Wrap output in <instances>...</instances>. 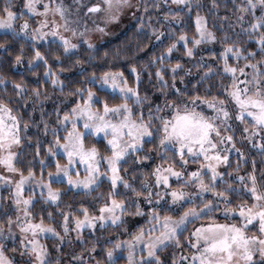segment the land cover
<instances>
[{"label": "snow or ice", "instance_id": "snow-or-ice-1", "mask_svg": "<svg viewBox=\"0 0 264 264\" xmlns=\"http://www.w3.org/2000/svg\"><path fill=\"white\" fill-rule=\"evenodd\" d=\"M212 4L218 9L216 0ZM232 4L240 27L233 32L236 39L223 26L218 37L193 0H21L19 8L3 0L0 53L11 51L10 37L19 45L12 64L25 63L27 46L28 70L43 66V74L33 72L30 86L23 76L9 81L0 73V187L10 190L7 197L0 195V264H52L45 239L57 241L59 250L74 242L69 233L84 244V229L94 234L107 227L122 228L129 238L108 239L111 247L96 238L85 249L87 257L73 259L81 264L89 259L92 264L120 259L127 264H264V168L258 173L255 158L237 147L238 141L247 142L264 157V0ZM194 7L195 34L189 35L185 17L192 19ZM125 9L141 11L140 29H148V38L154 36L163 51L140 69L130 65L132 83L123 70L109 67L69 88L61 79L60 50L66 57L82 45L95 50L91 33L99 34L97 40L109 34ZM152 13H158L155 23ZM173 25L181 26L179 31ZM241 35L255 48L242 46ZM217 43L219 53L200 48ZM181 48L183 57L172 63L173 52ZM197 51L220 63L213 66L204 55L193 60ZM184 57L203 71L177 87L178 71L184 72L181 82L191 74L181 63ZM145 75L156 95L141 91ZM214 76L221 79L206 83ZM42 79L61 93L69 88L73 98L66 110L54 107L57 122L51 127L44 119L48 92ZM37 104L40 121L25 119L23 112H35ZM30 124L37 130L35 142L28 135ZM29 148L33 154L26 159ZM232 152L239 157L235 167ZM249 162L251 169L241 175V164ZM72 191L91 199L65 203L62 197ZM98 246L104 260L93 256ZM169 248L180 251L166 262L160 253Z\"/></svg>", "mask_w": 264, "mask_h": 264}, {"label": "trees", "instance_id": "trees-1", "mask_svg": "<svg viewBox=\"0 0 264 264\" xmlns=\"http://www.w3.org/2000/svg\"><path fill=\"white\" fill-rule=\"evenodd\" d=\"M15 3L16 0H13ZM194 5L195 3H199L201 5L199 11L202 15L206 16L208 18V26L211 28L216 35L222 36L223 32L220 30L221 26L224 27L225 30L228 31L229 35L232 36L233 39H236L237 37L233 35V32H239L240 27L239 25H236L235 22V15L236 11L233 8L232 0H216V4L218 5V9L213 8L212 0H193ZM238 3L239 0H236ZM3 0H0V5H2ZM149 3H151V0H149ZM174 9H177L178 6L171 5ZM166 10V8H162L159 11ZM195 7L193 8V11L191 13L192 19L188 20L187 16L185 19L188 21L187 27L185 28V31L189 33V35L195 34V26H194V17H195ZM151 12V10H150ZM153 14V23H155V15L158 13H152ZM142 15L141 11L139 10L137 19L125 30L123 31L117 38L110 40L108 42H103L97 44V48L95 50H88L86 45H82L80 49L78 50L77 54L75 55H68L67 57L63 54L62 50H60L59 55L61 59L64 61L63 67L65 68V71L61 74V79L65 81L66 84L69 85V88L73 86H82L79 84L80 80L85 79L87 75H90L92 72L99 73L100 71L107 70V68L111 67L113 69L119 68L124 71L125 76L128 78L129 83H132L134 81V75L130 74L129 67L132 64H135L138 69L143 67V64L148 63L151 56L159 55L161 51H163V48L161 45L155 40L154 36H152L151 39L148 38V36H151V33L148 29H140L141 20L139 17ZM227 17V19H225ZM25 18H29L27 14L25 15ZM30 19V18H29ZM146 19V17H145ZM30 22L31 19H30ZM229 24L236 25L235 28H229ZM177 28L179 31V28L181 26L173 25ZM246 26V25H245ZM3 31H0L2 33ZM148 33L146 36L145 33ZM162 39H165L162 37ZM240 42L242 46L248 47V48H255L254 42H247L246 37L241 35L239 37ZM4 40V36L0 35V41ZM231 42V41H229ZM8 43L11 46V51L7 54L0 53V73H3L9 81L12 79H15L17 81L20 80L21 76L24 77L25 80L29 81L30 86L34 84L35 76H33V72L37 73L41 76L43 74V66H40L36 69H32L31 71L27 68V59L31 56V49L26 46L25 56L24 60L25 63L23 65L15 66L12 64V59L14 58V55L17 53L19 45L17 42L12 41L9 37ZM146 45V47H145ZM41 47L42 51H46L45 48L42 45H38ZM179 47V46H178ZM200 48L202 49H212L213 51H216L219 53L222 50V47L220 44H207V45H201ZM119 51V55H116V52ZM105 52L108 53L107 57H105ZM47 54V52H46ZM201 55H204V58L206 61L211 63L213 66L216 64H219L220 61L216 57H210L206 55L204 52L197 51L195 57L193 60H198ZM173 59L172 63H175L177 58L183 57V49L179 52H173L172 54ZM79 59L82 61H87V63H81L76 64L75 61ZM193 60H189L187 57H184L181 60V63L184 65L185 68H191V74L189 76H185L184 81L181 82L179 80V76H183L184 72L183 70L178 71V78H177V87H182L184 84L188 82V80L192 79L193 81L198 78L196 74L198 72H202L203 69H198L193 66ZM49 63H52L51 58L49 59ZM165 64L169 63V61H165ZM100 65H104L105 67H99ZM54 68H57V65L53 64ZM80 69H85L86 71L81 73ZM154 71V68L152 69ZM166 79H169L170 81V74L166 73ZM221 79L218 76L212 77V80L206 81V83H212L215 80ZM225 82H227L225 78ZM155 83V81H153ZM2 87V86H0ZM9 94H11L12 91V85L11 83H8L6 85ZM41 87L44 89H47L48 92V99L44 101L43 103V111L45 113L44 119L49 121V126L51 127L54 125L56 121V113L54 111V107L59 108L61 111L66 110L67 108L71 107V102L73 98L71 96L67 95V92L69 88L65 89L64 93H61L58 89L53 88L50 83L44 82L42 79ZM159 86L157 85V88ZM147 88L152 95H156V91L152 89L151 85L147 83V78L145 75V84L141 85V91L143 92ZM201 93L203 94V90L201 89ZM40 108L41 105H36V111L32 112L31 108H29L27 111L23 112L24 118L29 119L30 117H34L36 121H40ZM43 125L41 124V127ZM37 130L30 124L28 135L33 136V142H35L36 139ZM49 133V138H50ZM46 142V141H45ZM90 142L95 143V140H91ZM243 144L238 141L237 147H241ZM98 146L101 147V150L103 151V143L101 142ZM27 155L26 159H29L31 155L33 154L31 149H25ZM43 149H41V155H43ZM246 155L249 158L254 157L256 160V169L257 172L264 168V163H261L262 160H264V157L261 156V154L256 150H251L246 153ZM229 159L232 161V167H235L236 161L239 159L237 154H232L229 156ZM63 162V161H62ZM20 167H23V165H18ZM38 167V166H37ZM129 171L131 172V166H128ZM251 169V163H242L240 174H244V172ZM147 170V169H145ZM220 170H224V166L221 165ZM235 174V173H233ZM81 175H83V172H81ZM139 175V174H137ZM151 178V177H149ZM62 188L66 189L65 186H60ZM107 187V182L102 185L101 189L98 191H102ZM39 193H36L38 197ZM28 195V192L26 193ZM94 195V194H93ZM91 197L85 196L83 193H77L76 191L68 192L67 195L62 197V200L65 203H74L79 201H87L90 200ZM7 206V203L4 202ZM63 206V205H62ZM75 206V205H74ZM41 207V204L38 202L36 205V209L38 210ZM87 229H84L83 235L85 237L86 243L81 244L78 240H75V233L70 235L74 238V242L71 244H64L59 249L60 253H67V249L71 248L77 254L86 255L85 248L91 246V243L94 241V239L98 238L104 239V244L107 247H110L111 244L107 243L108 239H116L118 236L122 238L125 234L123 232V229H117L115 227H107L105 229L98 230L96 233H94V236L91 234H88L85 232ZM70 234V233H69ZM183 240V237H181ZM52 245H55L57 241L52 239ZM11 249V247H9ZM53 249L56 251L55 247ZM177 254L179 253V250H175ZM165 252V251H164ZM18 254V253H17ZM16 254V255H17ZM100 253H96L95 256H100ZM161 257L163 256V253H160ZM171 258L167 259L170 260ZM166 261V262H167ZM125 260L120 259L117 261V264H124Z\"/></svg>", "mask_w": 264, "mask_h": 264}, {"label": "rangeland", "instance_id": "rangeland-1", "mask_svg": "<svg viewBox=\"0 0 264 264\" xmlns=\"http://www.w3.org/2000/svg\"><path fill=\"white\" fill-rule=\"evenodd\" d=\"M65 2L71 3V0H65ZM20 3H21V0H16L15 4H16L17 8H19ZM138 13H139V10H137V9H125V11L121 15L120 21L116 24L109 26V29H108L109 34L105 35L100 40H97L96 38H97V36H99V34L98 33H91V35L93 37V42L96 44H99V43L108 42L110 40L117 38L123 31H125L137 19ZM17 23H19V21ZM0 31H3V30L0 29ZM238 148H242L245 153H247L251 150H254V149H251L249 147L247 142L243 143V145L241 147H238ZM232 154H236V153L232 152L230 155H232ZM149 179L151 180V178H149ZM9 191L10 190L5 188V187H0V195L7 197ZM26 193H27V190L25 191V195H26ZM36 193H39V189H37ZM5 202L7 204H10V201L6 200ZM130 230H131V228H130ZM85 232L90 234V231L88 229ZM72 234H74V232L70 233L69 235H72ZM91 235L94 236V234H91ZM117 238L124 240V239H128L129 237L127 234H125L122 238H120V236H118ZM98 240L102 243L105 242L103 238L98 239ZM43 242L46 243L49 247V251L51 253V258H52V264H81V261L73 259V257L75 256L74 253H76V252L74 250H72L71 248L67 249V253H60V251L57 250L56 248H55L56 251L53 249L54 245H52V243H51L52 239H45ZM9 247L12 248L13 245L11 243H8V249H9ZM90 247L91 246H89L87 248H90ZM87 248H85V249H87ZM164 251L165 252H163V256L161 257V259L164 261H167V259L171 258L170 254L175 250L169 248V249H165ZM184 251H190V249L185 248ZM96 253H100L99 254L100 256H95ZM125 254H126V252H125ZM8 255L11 256L14 254L11 251H8ZM87 256H88V252L86 253L85 257H87ZM93 256H95V258L98 260H104V256L101 253L99 246L97 247L96 252L93 253ZM57 257H58V261L56 259ZM16 259L19 260L18 254L16 255ZM87 264H92V261L89 259L87 261ZM124 264H127L126 260H125Z\"/></svg>", "mask_w": 264, "mask_h": 264}]
</instances>
